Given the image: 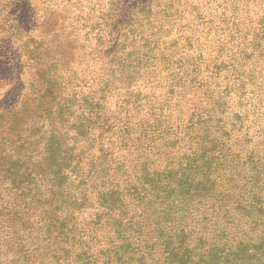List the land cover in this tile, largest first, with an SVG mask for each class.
<instances>
[{"label":"trees","instance_id":"trees-1","mask_svg":"<svg viewBox=\"0 0 264 264\" xmlns=\"http://www.w3.org/2000/svg\"><path fill=\"white\" fill-rule=\"evenodd\" d=\"M0 264H264V0H0Z\"/></svg>","mask_w":264,"mask_h":264}]
</instances>
